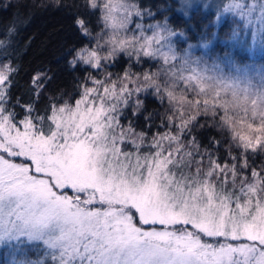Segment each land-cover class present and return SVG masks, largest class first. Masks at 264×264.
Wrapping results in <instances>:
<instances>
[{"label": "snow or ice", "instance_id": "obj_1", "mask_svg": "<svg viewBox=\"0 0 264 264\" xmlns=\"http://www.w3.org/2000/svg\"><path fill=\"white\" fill-rule=\"evenodd\" d=\"M87 6L96 8L97 0ZM214 7L217 20L230 18L226 41L250 34L264 43V0H219ZM103 10L116 37L104 59L124 51L137 62L158 60L167 79H158L160 71L142 80L129 70L116 79L108 74L82 86L75 106L49 102L43 115L33 114L35 99H17L25 111L17 120L7 106L17 69L0 63V239L14 249L6 264H44L31 258L34 248L52 264H264V164L257 169L248 160L249 152L264 153V73L254 83L246 70L225 74L220 56L211 64L192 57L191 44L178 52L167 23L129 29L133 16L145 15L135 0H107ZM76 24L89 34L83 19ZM75 52L70 65L101 66L96 50ZM49 79L36 72L32 95L38 99ZM148 89L169 108L157 125L164 131L146 143L144 132L120 121L132 97ZM141 106L137 99L134 115ZM209 112L239 156L229 148L222 161L212 147L201 151L192 129ZM16 157L26 162L16 164Z\"/></svg>", "mask_w": 264, "mask_h": 264}, {"label": "trees", "instance_id": "obj_2", "mask_svg": "<svg viewBox=\"0 0 264 264\" xmlns=\"http://www.w3.org/2000/svg\"><path fill=\"white\" fill-rule=\"evenodd\" d=\"M88 2L89 0H0V41H6L0 45V63L11 61L12 66L17 69L7 104L10 109L14 108L17 120H22L25 116L24 109L16 106L17 99L20 105L35 99L36 111L33 114L43 115L42 109L49 102L57 106L68 102L75 106L76 100L80 99L82 86L94 87L93 80H104L108 74H111V79H116L117 75L123 77L125 71L129 70L142 80L144 73L160 71L158 79H167L158 60L144 57L137 62L135 56L130 59L124 51H120L115 57L104 59L112 47L108 26L104 22V0H97L96 8L87 6ZM135 3L145 15L133 16L132 21L144 25L167 23L176 33L172 40L178 52L182 53L191 44L194 46L191 55L203 57V61L207 63L220 56L223 58L221 67L224 72L235 74L237 70H246L254 82H259L258 74L264 73V43H254L250 34L226 41L225 38L232 30L231 21L228 17L217 20L214 5L219 0H198L192 4H186L184 0H135ZM149 12L151 15H147ZM77 19L85 21L89 34L85 35L81 31L76 24ZM9 29L12 31L9 32ZM212 33L216 34L215 39H212ZM205 35L209 42L207 48L201 47ZM81 48L96 50L101 58V66L94 68L79 60L75 66L70 65L69 61L76 55L75 50ZM225 53L228 55L225 56ZM38 71L47 73L50 79L37 99L30 88L32 77ZM180 87L183 88V85ZM137 99L142 102V106L135 110L134 115ZM168 108L167 99L161 102L148 89L132 97L131 103L124 109L120 123L126 127L131 121L137 133L146 134L147 143L154 133L164 131L163 128H157V125ZM149 116L151 120H146ZM192 135L201 145V151L205 147H212L222 161L227 159L229 148L233 155H240L241 149L232 141L227 130L217 126L210 112L197 117ZM188 138L191 137L186 139ZM212 141H219V144L213 147ZM248 160L251 167L259 169L264 164V153L249 152ZM13 162L20 164L26 161L24 157H16ZM228 162L231 163V160L228 159ZM251 167L244 170L245 175H250ZM68 195H72L71 191ZM188 227L191 230V226ZM218 239L223 238L202 236V240L206 242H216ZM13 251L12 243L0 239V264H6ZM30 255L32 259H42L44 264H52L51 256L45 255L43 248L32 249Z\"/></svg>", "mask_w": 264, "mask_h": 264}, {"label": "rangeland", "instance_id": "obj_3", "mask_svg": "<svg viewBox=\"0 0 264 264\" xmlns=\"http://www.w3.org/2000/svg\"><path fill=\"white\" fill-rule=\"evenodd\" d=\"M185 1V3L186 4H192V2L193 1H198V0H184ZM107 2V0H104V4ZM137 23H141V22H131L129 25H128V28L129 29H135L136 28V24ZM143 24V23H142ZM144 25V24H143ZM108 34H109V40H112V39H115L116 37L115 36H113V32H112V29H111V27H109L108 26ZM149 35H151V32L149 31V33H148ZM121 36H122V33H121ZM192 57H195V56H193L192 55ZM205 62V61H204ZM212 62H209L208 64H211ZM224 72V71H223ZM225 74H228L227 72H224ZM254 83H256V82H254ZM227 99H231V95L229 94L227 97H226ZM81 107H83V105H81ZM145 150H147V149H145ZM21 164V163H20ZM98 206V205H97ZM208 243H215V242H208Z\"/></svg>", "mask_w": 264, "mask_h": 264}]
</instances>
